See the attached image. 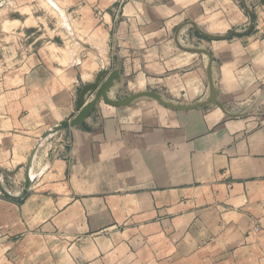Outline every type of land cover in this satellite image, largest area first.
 <instances>
[{
	"label": "crops",
	"instance_id": "0c3cea01",
	"mask_svg": "<svg viewBox=\"0 0 264 264\" xmlns=\"http://www.w3.org/2000/svg\"><path fill=\"white\" fill-rule=\"evenodd\" d=\"M247 1L249 33L216 40L188 25L181 40L210 50L231 112L262 95L257 106L231 117L214 103L184 111L101 100L82 124L41 142L25 198L0 191V264H264V0ZM106 8L85 33L102 49L89 63L119 66L114 92L123 96L153 90L183 102L207 95L208 58L179 46L178 27L194 21L226 34L249 22L242 0ZM28 58L16 68L6 57L13 68L0 73V173L13 193L43 134L78 112Z\"/></svg>",
	"mask_w": 264,
	"mask_h": 264
},
{
	"label": "rangeland",
	"instance_id": "374dc122",
	"mask_svg": "<svg viewBox=\"0 0 264 264\" xmlns=\"http://www.w3.org/2000/svg\"><path fill=\"white\" fill-rule=\"evenodd\" d=\"M110 3L111 0H0V73L13 68L7 66L6 57L9 62H17L16 68H21L19 64L29 57L31 69L39 65L40 73L44 72L47 89H62L76 104L81 89L106 69L89 63L102 49L85 33L87 27L96 30L103 22L100 12ZM126 93L113 92V96L120 98Z\"/></svg>",
	"mask_w": 264,
	"mask_h": 264
},
{
	"label": "water",
	"instance_id": "95a60500",
	"mask_svg": "<svg viewBox=\"0 0 264 264\" xmlns=\"http://www.w3.org/2000/svg\"><path fill=\"white\" fill-rule=\"evenodd\" d=\"M242 1L249 16V22L247 26L244 28H233L226 34H215V33L207 32L197 22L187 21L181 24L176 31L175 38L179 46H181L183 49L188 51L202 53L206 55L208 58L206 72L208 77L209 88H208V93L205 97L197 99L192 102H183L169 98L161 92H157L153 90H143V91L134 92L124 97L116 98L113 96V92L123 85V76L121 74L120 67L117 66L112 70L104 69L97 75V78L94 82L88 83L81 89L77 102V107H78L77 114L70 119H65L60 121L58 124L48 129L43 134L41 140L35 145L27 162L26 180L23 189L18 193L11 192L7 188L0 173L1 193H3L5 196L13 200H20L25 198L28 195L29 190L33 184L32 168H33L34 159L41 145V142L44 139L48 138L49 136L56 134L68 127H76L82 124L91 115V113L93 112V110L101 100L113 106H129L135 104L138 101L145 99L155 100L168 108L175 110H184V111L198 109L203 106L214 103L217 106H219L227 116H231V117L245 116L250 111H252L261 100L262 95L259 96L256 99V101L246 111L231 112L227 108V106L220 100L219 86L217 83V79L215 77L216 64L214 63L213 55L210 52V50L200 44H184L181 40V32L188 25H192L194 28H196L201 35L216 40L227 39L233 35H244L249 33L252 30L255 23V13L253 11L251 4L247 0H242ZM90 96L91 98L89 99Z\"/></svg>",
	"mask_w": 264,
	"mask_h": 264
}]
</instances>
